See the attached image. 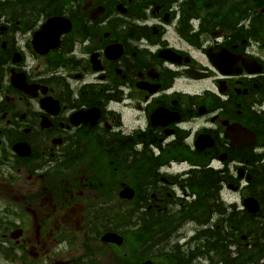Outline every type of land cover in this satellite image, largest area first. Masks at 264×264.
<instances>
[{
  "label": "flooded vegetation",
  "instance_id": "1",
  "mask_svg": "<svg viewBox=\"0 0 264 264\" xmlns=\"http://www.w3.org/2000/svg\"><path fill=\"white\" fill-rule=\"evenodd\" d=\"M27 1L0 15V264H186L190 231L217 234L194 262L238 264L244 189L204 172L242 171L247 187L264 173V5L232 34L189 36L192 0ZM62 15L70 31L37 50L35 34ZM260 216L250 233H264Z\"/></svg>",
  "mask_w": 264,
  "mask_h": 264
},
{
  "label": "bare ground",
  "instance_id": "2",
  "mask_svg": "<svg viewBox=\"0 0 264 264\" xmlns=\"http://www.w3.org/2000/svg\"><path fill=\"white\" fill-rule=\"evenodd\" d=\"M15 1H24V0H15ZM263 5H264V3H263ZM8 9H9V7L0 5V14L4 13V12H7ZM257 12H259L258 8H255V9L248 8L245 11L244 17L245 18L246 17H251V18L254 17L255 18ZM225 15H226V10L223 9V8H218V9H215V10L203 9V10H201L198 13V16L196 17L195 22H194V26H197V27L202 26L203 27V26H207V25H210V24H213L214 26H218L217 21L222 19ZM240 20L241 19L239 18L238 21H237V24L240 23ZM200 173H202V172H200ZM200 173L199 172H193V173H191V177L190 178L198 180L200 178ZM204 178L207 180L206 176ZM150 181H151V179L148 178L146 180V184H149ZM262 185H264V173H260L258 175L257 182L249 185L248 188L249 189H253V190L256 191ZM220 192H221V188L220 187H217L216 189H214L212 191L207 188L205 193L201 197H198V199H196L194 202H192L191 205L194 208H197V209L198 208L199 209L202 208L203 205L208 206L209 203L215 201L216 197L219 195ZM256 201L258 202V204L260 205L261 210L264 213V201L262 202L259 198H256ZM144 206H146V205H144ZM255 226L264 229V219H262V218L258 219L256 221V223H255ZM235 234H237L236 235L237 238H240L243 235V232H241L239 230V225L237 226V232ZM200 237L201 236L199 234H197V233L195 234V239H196L195 243L191 242V243H189V246L187 247V250L190 253V255L189 254L182 255V259L184 261H187L190 258H192L195 255H197L196 252L200 248V244H205V245H207L206 247H209L208 245L213 244L215 242L217 234L206 235V237H205L203 242H201V238ZM257 237H258V245L259 246L264 245V233H257ZM147 238H148V241L151 242L152 236L150 234L147 235ZM224 241H223V243H224ZM237 243H238V241H237Z\"/></svg>",
  "mask_w": 264,
  "mask_h": 264
},
{
  "label": "trees",
  "instance_id": "3",
  "mask_svg": "<svg viewBox=\"0 0 264 264\" xmlns=\"http://www.w3.org/2000/svg\"><path fill=\"white\" fill-rule=\"evenodd\" d=\"M250 4H251L252 7L255 8V7H257V5H262L263 4V0H254ZM197 6H199V3H197ZM199 12L193 13V14H198ZM190 14H192V13L190 12ZM206 178H207V180H209V179H220V178L221 179H225V177L224 176L221 177L219 173H211V172L206 173ZM247 221L248 220H247L246 217H241L240 216V218H239V230L241 232L247 231V229H248L246 227Z\"/></svg>",
  "mask_w": 264,
  "mask_h": 264
},
{
  "label": "water",
  "instance_id": "4",
  "mask_svg": "<svg viewBox=\"0 0 264 264\" xmlns=\"http://www.w3.org/2000/svg\"><path fill=\"white\" fill-rule=\"evenodd\" d=\"M244 207L251 213L256 212L258 210V206L253 199L245 200L244 201Z\"/></svg>",
  "mask_w": 264,
  "mask_h": 264
}]
</instances>
